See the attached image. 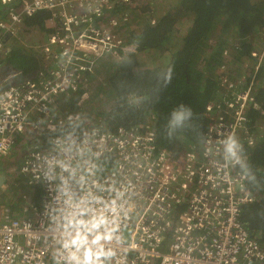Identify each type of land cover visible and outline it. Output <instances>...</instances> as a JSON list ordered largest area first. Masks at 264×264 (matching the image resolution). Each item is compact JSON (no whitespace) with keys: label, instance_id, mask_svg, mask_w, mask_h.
<instances>
[{"label":"built area","instance_id":"built-area-1","mask_svg":"<svg viewBox=\"0 0 264 264\" xmlns=\"http://www.w3.org/2000/svg\"><path fill=\"white\" fill-rule=\"evenodd\" d=\"M0 75L26 19L48 13L47 39L32 45L40 69L0 90V158L18 137L39 133L31 117H49L100 62L126 48L142 0H0ZM155 23L156 20H153ZM24 44V43H23ZM23 46V45H22ZM25 47V46H24ZM229 62L234 59L226 50ZM244 74L222 68L200 146L158 148L154 122L110 130L91 124L81 139L63 136L30 148L21 163L28 185L42 188L24 217L0 210V264H264V244L244 227L249 186L246 149L264 47ZM245 65V64H242ZM20 78L21 76L15 74ZM43 133V132H42ZM229 137L239 145L226 151ZM49 144V145H48Z\"/></svg>","mask_w":264,"mask_h":264},{"label":"trees","instance_id":"trees-1","mask_svg":"<svg viewBox=\"0 0 264 264\" xmlns=\"http://www.w3.org/2000/svg\"><path fill=\"white\" fill-rule=\"evenodd\" d=\"M158 5H153L158 13L156 22L149 16L141 30H132L126 48L100 62L96 72L80 85L76 98H66L64 103L72 112L77 111L78 101L93 90L90 84L104 71L107 82H101L91 92L109 96L111 107L102 113L108 122L107 129H133L154 122L158 148L174 149L181 144L200 146L209 124V104L216 100L220 90L222 68L232 66L234 61L242 64L252 58L250 36L264 30V0H177L176 6L165 13ZM47 19L48 13L40 12L20 25L13 51L4 58L1 78L13 77V74L26 78L40 69V53L22 46L18 36L21 32L44 33ZM184 19L192 25L180 36L176 25ZM230 48L235 52L233 55L231 51L233 62L225 56ZM167 53V62H158ZM145 54L152 61L144 69ZM261 77H264V65L258 81ZM254 98L258 110L251 114L248 127L255 145L245 147L246 171L248 184L253 191H258L259 198L243 206L241 221L264 244V86L258 85ZM174 112L185 113L179 124L173 123ZM91 126L86 120H68L55 131L43 129V138L52 141L74 136L79 140ZM42 193V188H37L35 195L40 202Z\"/></svg>","mask_w":264,"mask_h":264},{"label":"rangeland","instance_id":"rangeland-1","mask_svg":"<svg viewBox=\"0 0 264 264\" xmlns=\"http://www.w3.org/2000/svg\"><path fill=\"white\" fill-rule=\"evenodd\" d=\"M142 1L144 3V6L141 12H139L137 16L135 17L134 23L132 24L133 29L135 30H138V29L141 30L142 28L141 26L145 25L149 16H152L151 21L157 20L158 13L153 10L154 4L159 3L158 6L161 5V8L165 10L164 11L165 13L169 9L176 6L177 0H142ZM5 9L6 7L0 4V13L4 11ZM191 25L192 23L190 20H187V19L180 20L176 25V28L179 31V35L182 36L184 33H186L190 29ZM18 37L21 42V45L25 46L26 49L31 50V51H34V49H32V45L43 44L47 39L44 33L37 32V31L21 32ZM250 40L253 45L252 47L253 51H257L263 48L264 47V30L261 32L253 33L250 36ZM13 41L14 40H12V42L10 43L11 46H13L16 43ZM230 50L233 52V48H230ZM234 53L235 52H233V55ZM144 56H145V59L142 64L143 65L142 67L145 69V68L150 67L148 66V63L152 61L151 59L152 57L146 54ZM168 56L169 54L167 53V55L165 57H162L160 61L158 62H167ZM232 57L234 58V56ZM231 62H233V59ZM250 63L251 61L242 62V64H245V65H242V64H237L234 61V64L232 66H235L238 68V70L236 71L238 72L239 75L241 74L243 75L244 71H246L249 67L247 65H251ZM101 82H107V73L104 71L97 74L95 80L90 85L93 86V90H94L95 87L97 88L99 87V84ZM257 84L259 86H264V77H261L260 80L257 82ZM91 91L86 92L85 95L78 101V104H77L78 107H76L77 111L74 110V112H72L69 106L66 105V103H64L66 100L65 98L63 102L60 103L61 104L59 106L60 108L57 109L56 115L54 117L57 119L59 118L65 119V118H69L71 115V116H75L78 119L86 120L87 125L95 124V126L97 125V127L102 126L104 128H107L108 122L106 121V118L102 116V113L106 112L111 107V105L109 104V96L103 93L97 96L96 94H94V92H91ZM94 95H96L97 97H94ZM31 119L33 123L38 124L39 126L42 125L43 123L46 124L50 120L49 117H45V116H34V117H31ZM24 159L21 161V154L16 156V158H10V157L0 158V176H2V178L3 177L5 178L4 180L5 186L3 188L0 187V207L3 209H9L12 212V214H14L13 211L16 208H18V210H20L21 212V215H19V217L24 216V213L22 211L28 203V197H30V194L28 193L30 189L28 185H26L27 181L25 180L27 179V177L20 173L21 166H22L20 163H22ZM28 206L33 207V205H30V203L28 204Z\"/></svg>","mask_w":264,"mask_h":264},{"label":"crops","instance_id":"crops-1","mask_svg":"<svg viewBox=\"0 0 264 264\" xmlns=\"http://www.w3.org/2000/svg\"><path fill=\"white\" fill-rule=\"evenodd\" d=\"M12 80H13L12 75L7 76L5 79L0 77V90L3 89L4 87H6L7 84L10 83ZM58 108H60V107L57 106V108L54 110V116L56 115ZM55 119H57V118H55ZM40 126H39V128H40L39 133H32L30 130H28L25 134L18 137V140L16 143V148L14 149V152H16V153H12L11 156H9L10 158H16V156L21 154V161H22L25 158L26 154H28L30 148L34 145H38L39 147H41L43 149H45V148L48 149L47 148L48 146H44V144H46L47 142L44 141L43 133H42L43 129H46L47 126L45 123H43ZM4 180H5V178L4 177L2 178V176H0V187H2V188L5 186ZM26 185H28V184H26ZM28 187L30 189L28 191V193L30 194V197H28V203L27 204L30 203V205L38 206L40 204V200L37 199V196L35 195V193H36L37 188H41V187L40 186H33V185H28ZM27 190H28V188H27ZM2 209L3 208L0 207V210H2ZM13 212H14L15 216L19 217V215H21V212H20V210H18V208H16ZM22 212L24 213V209ZM22 217H24V216H22Z\"/></svg>","mask_w":264,"mask_h":264},{"label":"clouds","instance_id":"clouds-1","mask_svg":"<svg viewBox=\"0 0 264 264\" xmlns=\"http://www.w3.org/2000/svg\"><path fill=\"white\" fill-rule=\"evenodd\" d=\"M95 72H96V71H95ZM95 72H94V73H95ZM94 73H93V74H94ZM13 75H15V74H13ZM12 78H13V80H12L10 83L7 84V87H8L9 84H11V83H15V82H17L18 80H21V78H23V77L18 78V77H16V76H13ZM168 79H169V80L171 79L170 70H169V74H168ZM184 115H185L184 112H174V113H173V123H175V124H179V123L184 119ZM238 147H240V146L236 144L235 140L232 139L231 137H229V142L227 143L226 151H227L229 154H231L232 156H236V149H237Z\"/></svg>","mask_w":264,"mask_h":264}]
</instances>
